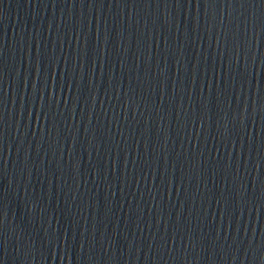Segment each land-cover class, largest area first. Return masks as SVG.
<instances>
[{
  "label": "water",
  "instance_id": "water-1",
  "mask_svg": "<svg viewBox=\"0 0 264 264\" xmlns=\"http://www.w3.org/2000/svg\"><path fill=\"white\" fill-rule=\"evenodd\" d=\"M0 264H264V0H0Z\"/></svg>",
  "mask_w": 264,
  "mask_h": 264
}]
</instances>
